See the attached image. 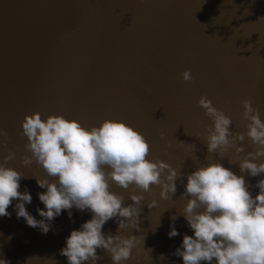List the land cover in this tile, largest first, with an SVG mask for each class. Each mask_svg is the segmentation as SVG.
I'll list each match as a JSON object with an SVG mask.
<instances>
[{
	"label": "water",
	"instance_id": "95a60500",
	"mask_svg": "<svg viewBox=\"0 0 264 264\" xmlns=\"http://www.w3.org/2000/svg\"><path fill=\"white\" fill-rule=\"evenodd\" d=\"M185 69L190 81L181 78ZM202 95L231 117L233 133L246 132L245 99L264 120V0H0V128L8 134L7 140L0 137V160L9 150L15 153L8 166L27 177L19 190L31 194L25 207L36 219V209L43 208L37 193L45 191L36 178L44 171L35 162L21 164L29 154L21 134L25 114H61L85 127L123 120L144 135L150 159L180 171L172 198L161 199L159 186L143 193L138 224L119 229L115 218L104 224L105 234L138 236L127 264H182L173 253L192 230L180 197L187 174L208 155L244 175L253 195L259 191L254 185L261 177L238 167L254 150L250 140L245 138L243 153L229 148L223 158L208 154L212 121L197 103ZM112 190L132 203L128 190ZM152 200L157 204L149 208ZM15 203L8 207L10 217H0V258L67 264L59 251L65 237L91 213L73 207L69 217L62 210L41 234L16 218ZM170 223L178 233L172 238ZM97 252L103 257L97 264H111L106 252Z\"/></svg>",
	"mask_w": 264,
	"mask_h": 264
},
{
	"label": "clouds",
	"instance_id": "9594fccd",
	"mask_svg": "<svg viewBox=\"0 0 264 264\" xmlns=\"http://www.w3.org/2000/svg\"><path fill=\"white\" fill-rule=\"evenodd\" d=\"M181 78L190 81V70L185 69ZM197 103L212 121L206 128L208 154L223 158L229 148L243 153L245 138L250 140L254 150L244 154L238 167L241 173L261 177L254 185L259 191L253 195L244 175H237L208 155L206 163L186 176L181 214L192 235L183 236L173 255L180 257L182 264H264V120L252 101L245 99L242 118L247 121L246 132L233 133L231 117L209 98L202 95ZM21 130L29 153L21 158V164L35 162L44 171L36 178L37 186L45 189L37 193L43 204L36 209L41 219L25 207L32 196L27 189L19 190L21 179L27 177L8 166L15 158L11 150L0 160V217L12 215L8 207L15 200L16 218L47 234L62 210L69 217L73 207L87 210L91 218L70 231L60 255L67 264H97L103 259L97 252L100 249L111 264H127L137 249L138 236L105 234L104 224L113 218L119 229L138 224L143 193L159 186L161 199L172 198L180 171L164 160L150 159V145L144 135L120 119H104L99 125L85 127L61 114L42 118L39 112H32L24 115ZM0 137L8 139L3 128ZM113 185L128 190L132 203L125 204L124 195L112 190ZM156 204L152 200L147 206ZM176 218L173 215L170 220ZM169 229V238L178 234L174 223ZM160 258L164 259L163 254ZM0 264L10 262L0 258Z\"/></svg>",
	"mask_w": 264,
	"mask_h": 264
}]
</instances>
